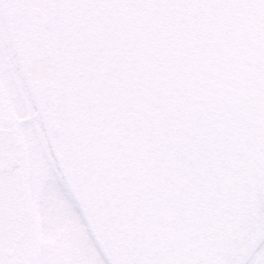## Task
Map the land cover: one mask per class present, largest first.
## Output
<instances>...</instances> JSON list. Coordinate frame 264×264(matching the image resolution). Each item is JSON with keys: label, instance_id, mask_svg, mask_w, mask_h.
<instances>
[{"label": "water", "instance_id": "95a60500", "mask_svg": "<svg viewBox=\"0 0 264 264\" xmlns=\"http://www.w3.org/2000/svg\"><path fill=\"white\" fill-rule=\"evenodd\" d=\"M57 165L109 264H243L264 237V0H0Z\"/></svg>", "mask_w": 264, "mask_h": 264}, {"label": "rangeland", "instance_id": "374dc122", "mask_svg": "<svg viewBox=\"0 0 264 264\" xmlns=\"http://www.w3.org/2000/svg\"><path fill=\"white\" fill-rule=\"evenodd\" d=\"M1 21L2 18H0V40L3 42L4 48L3 54L0 52V88H2L3 92H5L4 94H6L8 98L9 95H11L13 99V94L16 93V88L13 86L14 75L22 87L24 98L29 101L27 105L28 108L36 110L35 102L29 91L15 52L12 50L13 47L9 37L6 32H4ZM5 57L9 59L8 62ZM9 100L11 99L9 98ZM15 113L17 116L25 114V107L21 108V111L16 109ZM34 120L38 121L36 119ZM0 123H2L1 117ZM20 132H22V136L20 137H16L15 134L12 133H7L3 138H0V162L7 161L8 159L12 161L19 160L20 165L25 169L27 166L25 158L23 157L25 151H23L21 145L18 144V141L19 139H24L27 147L26 151L33 152L34 143L39 140L37 138L34 122L24 124ZM37 164L38 163L35 162L33 166L29 167V170H32V172H30V179L27 181V190L28 197L34 199L31 201V204H36V201L38 199L40 200V207L43 210L42 238L38 242L33 243L34 237L31 231L33 222L24 212H21L23 213L24 219L19 223H16V217H14L12 233L15 235L20 232L29 234L32 250H35L37 259L40 260L35 261V264H99L95 256L91 253L88 244L84 241L81 235V232L83 233L82 228L77 224L78 220L61 192L55 188L56 186L37 185V179H41V165ZM1 177L2 175L0 174V180ZM0 184L2 185L0 187L4 188L6 191L12 189L13 196H16L18 192L17 187L19 185V180L16 176L12 178V182H5L3 178ZM20 200L16 201L21 204ZM3 259V257H0V264H11L10 261H4ZM250 264H264V244Z\"/></svg>", "mask_w": 264, "mask_h": 264}, {"label": "flooded vegetation", "instance_id": "af4514ba", "mask_svg": "<svg viewBox=\"0 0 264 264\" xmlns=\"http://www.w3.org/2000/svg\"><path fill=\"white\" fill-rule=\"evenodd\" d=\"M0 18H2L3 21H1V23L3 25L4 32H6L9 37L10 43L12 44L6 24L2 17L1 10ZM3 48V42L0 40L1 53L3 52ZM12 50L14 49L12 48ZM5 59L8 62L9 59L6 57ZM13 80V86L16 88V93L13 94L14 101L11 98V95H9V98L11 99L9 100L8 96L4 94L5 92H3L2 88H0V117L2 122L0 123V138H3L7 133H12L15 134L16 137H20L22 136V132H20L21 127L28 122H34L36 126L37 138L39 141L34 143L33 152H27V147L24 139H19L18 144H20L23 151H25L23 155L27 165L25 169L20 165L19 160L12 161L8 159L7 161L0 162V174L2 175L1 180L4 178L5 182H12V178L14 176H16L19 180V185L17 187L18 192L16 193L15 197L13 196L12 189L6 191L4 188L0 187V257H3L4 261H10L11 264H35V261H40L37 259L35 250H32V244L31 239L29 238V234L20 232L15 235L14 233H12L14 217H16V223H19L24 219L23 213H21L24 212L33 222L31 228L34 237L33 243L38 242L42 238L43 210L40 207V200L38 199L39 201L37 200L36 204H31V201H33L34 199L28 197L27 190V181H29L30 172H32V170H29V167L33 166L36 162L38 163L37 165H41V179H37V185L40 186L43 184V186H56L55 188H57L61 192L66 202L71 207L72 212L75 214L76 219L78 220L77 224H79L80 228H82L83 231V233L81 232V235L84 241H86V244H88L91 253L95 256L99 264H109L103 253H101V251L96 246L93 237L88 231L79 213L78 207L72 197V194L65 183V180L58 168L55 158L53 157L51 148L48 144V140L45 136L43 125L41 127L42 122L37 118L22 120L23 118L31 115L35 110L28 108L27 105L29 101L24 98L22 87L14 75ZM23 107H25V114L17 116L15 113L16 109L21 111V108ZM34 119L38 120L39 122L35 121ZM0 186L2 185L0 184ZM16 200H20L21 204ZM263 244L264 239L261 245L257 248V250L245 264L251 263L252 259L255 257Z\"/></svg>", "mask_w": 264, "mask_h": 264}]
</instances>
